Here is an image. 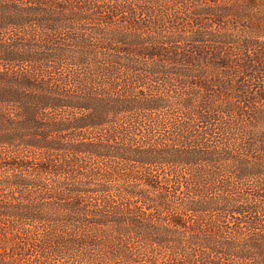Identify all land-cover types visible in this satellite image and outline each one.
I'll list each match as a JSON object with an SVG mask.
<instances>
[{"label":"trees","instance_id":"obj_1","mask_svg":"<svg viewBox=\"0 0 264 264\" xmlns=\"http://www.w3.org/2000/svg\"><path fill=\"white\" fill-rule=\"evenodd\" d=\"M213 1L220 22L232 3L250 21L209 27L185 49L181 23L135 13L101 38L102 28L80 34L100 53L119 33L107 45L126 57L98 64L103 85L29 73L39 90L25 92L17 124L44 142L1 161L0 264H264V0ZM118 7L93 5L107 22ZM56 100L73 110L46 120ZM12 114L22 115L2 110L0 124Z\"/></svg>","mask_w":264,"mask_h":264},{"label":"rangeland","instance_id":"obj_2","mask_svg":"<svg viewBox=\"0 0 264 264\" xmlns=\"http://www.w3.org/2000/svg\"><path fill=\"white\" fill-rule=\"evenodd\" d=\"M67 1L70 5L65 9L61 8L63 0H0V111L19 110L22 114L21 117H18L19 119H17V115L12 114V118L17 121L2 120V125L0 124L7 129L13 128L14 133L17 134L0 136L1 146H3L0 149V165L4 164L1 161L8 158L10 154H28L25 153V146L30 147L28 144L40 145L44 142L28 140L22 134L25 125L17 124L18 120L25 116V92L37 88V84L32 82L29 76L30 72H38L41 75L55 74L54 76L59 77L58 82L63 88L70 86L73 79L81 78L89 82L88 85L92 89L100 84L103 85L107 80L108 70L105 67H100L98 71V64L101 61L106 58L114 59L118 56L126 57L125 54H118L107 45L108 38L116 37L119 33L113 32L109 37L101 39V42L98 43L99 46L107 49L96 53V51L90 52L91 45L81 39L82 32L88 33L92 29L102 28V31L97 33L101 38L104 35L102 32H105L104 28L108 26L118 29L131 25L135 13H144L146 15L145 25L148 26H159L164 22V20L160 21L159 17L162 20L165 15V25L174 26L181 23L180 27L185 31H181V35H174V37L178 40L179 46L188 49L192 45L191 39L205 37V29L209 27L227 26L228 32H231L230 29L236 30L240 23L245 24V21H250L247 18H241L238 15L237 7L232 3L231 6L222 5L225 7L222 13L228 19L223 17L220 22L217 17L218 13L213 11L216 9L213 0H197V2L195 0L194 4L192 0H145L144 2L142 0H127L129 5L125 2H113V0H79L83 12L72 8V4H77L78 0ZM56 2L60 4L59 7L53 6ZM108 3L119 5L115 10L118 16L115 19L111 18L108 22L97 19L103 11L95 10L93 5L107 4L108 6ZM182 3H191V7H184ZM202 3L203 5H201ZM127 17H131L130 20ZM219 23L220 25H218ZM202 28L204 29L202 30ZM120 36L124 40L136 39L133 34ZM143 47L145 46L142 42V51H144ZM161 53L156 52L155 56L161 57ZM136 55L138 54H131L133 57ZM80 71L87 74L88 78L83 77L79 73ZM37 90L39 89L37 88ZM44 92L48 95L51 90H44ZM258 100L262 103L261 99ZM50 104L52 105L46 106L45 110H42L46 120L58 117L57 121L59 119L62 121L67 117L66 114L73 110L70 109L71 105L69 107V104L63 101L56 100ZM13 105L17 107L13 108ZM56 124L58 123L53 125ZM53 128L56 135L57 126ZM50 134L54 135L51 131ZM45 144L48 146L52 144L53 150L52 147H49L50 151L58 152L57 145H53L54 140Z\"/></svg>","mask_w":264,"mask_h":264}]
</instances>
